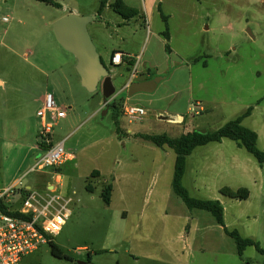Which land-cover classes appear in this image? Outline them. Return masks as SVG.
I'll return each instance as SVG.
<instances>
[{
    "label": "rangeland",
    "instance_id": "374dc122",
    "mask_svg": "<svg viewBox=\"0 0 264 264\" xmlns=\"http://www.w3.org/2000/svg\"><path fill=\"white\" fill-rule=\"evenodd\" d=\"M54 1L60 8L37 0H0V80L7 88H0V101H29L23 118L33 121V101L45 92L36 87L38 68L46 67L42 62L49 67L60 63L58 75L67 74L58 94L67 116L54 128L53 145L63 139L76 156L63 174L60 166L50 169L62 174L61 193L75 200L71 217L54 238L71 261L54 256L45 245L23 264H264L254 247L240 255L210 213L186 207L171 187L175 152L138 136L178 138L192 126L215 133L252 108L243 125L257 133L264 151V0H122L146 13L147 21L130 22L119 32L113 25L119 16L109 6L113 0ZM72 12L97 16L88 25L94 44L100 37L110 43L124 40L136 52L138 73L148 68L153 78H162L155 92L126 101L128 92L120 93L118 83L135 68L117 67L113 84L119 94L112 100L118 105L117 120L115 110L104 104L102 88L96 93L84 88L76 59L56 40L53 24ZM161 14L168 17L171 55ZM103 62L111 72L107 57ZM20 81L30 89L17 91ZM196 101L213 112L195 115ZM125 102L148 108L147 116L131 123L122 113ZM159 113L166 120L176 115L184 120L160 122ZM186 173L183 184L192 197L219 201L227 229L264 249V164L228 140L193 152ZM36 175L21 180L33 183ZM109 185L113 192L107 204L102 194ZM225 187L245 188L249 198H227L221 194Z\"/></svg>",
    "mask_w": 264,
    "mask_h": 264
},
{
    "label": "built area",
    "instance_id": "2783aa9c",
    "mask_svg": "<svg viewBox=\"0 0 264 264\" xmlns=\"http://www.w3.org/2000/svg\"><path fill=\"white\" fill-rule=\"evenodd\" d=\"M124 58L129 56L116 52L112 56L111 64H124ZM137 76L138 71L135 68L131 72L130 81ZM129 86L130 82L126 87ZM66 110L57 105L53 94L46 95L43 107L38 110V116L41 121L40 135L48 149L36 160L28 174L47 172L69 160L64 144L53 145L51 136L58 121L66 118ZM122 113L133 123L142 121L148 112L139 105H125ZM170 120L179 123L182 121L173 117ZM55 175L53 182L48 183L44 190L31 187L27 189L23 187L21 180L16 186L0 191V203H4V209H0V264H23L27 256L42 246L49 245L62 232L72 215L71 207L75 200L61 193L62 181L58 173ZM22 190L26 191L25 195L20 194ZM17 197L20 199L15 201Z\"/></svg>",
    "mask_w": 264,
    "mask_h": 264
},
{
    "label": "crops",
    "instance_id": "0c3cea01",
    "mask_svg": "<svg viewBox=\"0 0 264 264\" xmlns=\"http://www.w3.org/2000/svg\"><path fill=\"white\" fill-rule=\"evenodd\" d=\"M116 1L117 0H113L109 4V6L112 10H113L112 4ZM125 5L128 8H130V6H131V4H129V3H126ZM133 9L137 11V14L130 16V18H126L123 15H120L113 10L115 12V14H117L119 16V18L115 21V24H113L115 32H119L121 30L122 26H124L125 24H129L130 22L138 23L139 20L147 21L146 13H144V12L140 13V11L136 8H133ZM162 15H164V14H161V16ZM94 16H96V15H94ZM99 16L101 17L100 14H99ZM164 16H166V15H164ZM112 23L113 22L110 21L109 25ZM115 25H116V27H115ZM109 27L110 26H107L108 29H109ZM169 35H170V32H169ZM163 38H164V42L167 43L164 36H163ZM170 40H171V35H170ZM170 40H169V42H170ZM94 45H96V49H97L98 53L100 54L102 60L104 59V57H107L109 65L112 68V71L110 72V73H112L111 74L112 80L115 79V77H116L115 69L117 67H120L122 65H126V67L128 68V71H129L130 69H134L136 64L138 65V62L136 61V57H137L136 52L132 48H130L128 45H126L124 43V40L121 42L113 40V42L110 43L105 38L100 37V38L95 39ZM116 52H121V53H123V55L125 54V55L129 56V58H127L128 60L126 62L124 61V64H121L119 66L112 65L111 59H112V56L114 55V53H116ZM172 53H174V51L170 47V53H168V54L171 55ZM131 60L134 63L133 67H129V64H128L129 61H131ZM42 65H44L46 67L38 68V72L40 75H39L38 79L36 80L37 81L36 87H38L39 90H43L45 92H44V94H42L40 96V98H39L40 101H33L34 102V110L33 111H34V115H35V118H33V121L27 120L25 117L23 118L25 110H26L25 105L29 101H0V191H5L7 189H10V188L16 186L21 181L22 178H24L25 176L27 177L29 175L28 174L29 171L34 166L36 160L40 156H42V154H44V152H45L43 147L40 146V143H42L43 140H42L41 135H40L41 121H40V118L38 116V110H40L43 107L46 95L47 94H53L54 96L58 97V101H56V102H57V105H59V107H61V105H62L61 103H63L62 101H60L58 93H60V88L63 86V83L61 81L62 80L64 81V77H66L67 73L66 74L63 73L62 77H60L58 75L59 71H61L60 63H58V65H56V66L52 64L51 67H49V65H47L45 62H42ZM47 69H48L49 73H47ZM68 75H70L72 77L71 63L70 62H69ZM61 78H62V80H61ZM152 79H154V78L151 76V70H148V68H147V70L145 71V74L141 75V73L140 74L138 73V76L135 77L132 81H130L131 80V74H130L127 77V79L124 82H122L123 84L120 81L118 84L120 85V91L125 88V92H127L128 91V88L126 87L127 83L130 82V85H131L134 82H144V81H149ZM27 80H28V78H27ZM13 81L16 82L14 79H13ZM14 82H12V83H14ZM20 82H21V85L19 88H17V91L22 92L23 89H26V90L30 89L29 87L28 88L25 87V85H26L25 81H20ZM4 85H6L5 82L0 80V88L2 90L7 89V88H5ZM8 88L10 90L13 89L12 87L10 88V86ZM45 93H46V95H45ZM133 98L126 97V99H127L126 101L132 100ZM125 105H134V104H130L128 102H125ZM142 107H144V106H142ZM144 108L147 110V112L149 111L148 108H146V107H144ZM194 108H195V110L199 109V111H196V112H198V114H195V115H204V114H207L208 112H210V113L213 112L212 110L209 111V109L207 108V104H205L204 101H196L194 104ZM196 112H194V113H196ZM245 112H243L241 115H243ZM161 115H163V113H159L156 115V119H158V121H160V122L167 121L170 124H174V123L179 124V122H173L169 119L166 120V118H162ZM124 117L127 119V117L125 115H124ZM173 118L175 120L177 118L184 120L183 117L180 115L173 116ZM249 118L244 119V121H246ZM170 119H171V117H170ZM244 121H243V123H244ZM191 128H192L191 131H189L187 133H191V132L197 130V128H194L193 126ZM127 133H132V130L130 129L129 131H127ZM187 133H185V134H187ZM52 140H53V137H52ZM226 141H228V139H225L221 143H216V144L222 146V145L226 144ZM258 142H259V137H258ZM60 143L64 144L65 152L69 157L68 158L69 160L60 166L61 171H62L61 173L63 174L65 172V167L68 164L75 162L74 160H76V156L72 152V150H70L71 147L67 145L65 140L59 139L58 142L55 143V145L60 144ZM208 145H206V146H208ZM206 146L198 147L197 149L194 150V152L196 150L203 148V147H206ZM230 146H231V144H230ZM235 146L237 148H239L236 143H235ZM192 154L188 157V160H187V168H186L187 173L189 170V160L192 157ZM77 167H78V164H75L74 165L75 170H77ZM197 167L192 166L193 169H196ZM96 171L101 174V172L97 169L94 170L93 172H96ZM93 172H91L90 175L85 177L84 179L86 180L87 178H89ZM55 174H56V172H51L50 170L47 172H44V173H37L36 177L33 180V183H29V182L23 183V187H25L27 189L30 187L34 188L33 184H35L37 189L44 190L45 186L48 183L49 184L52 183L53 175H55ZM62 174L59 173L60 178H62V176H61ZM49 188H51V187L49 186Z\"/></svg>",
    "mask_w": 264,
    "mask_h": 264
},
{
    "label": "trees",
    "instance_id": "16d2710c",
    "mask_svg": "<svg viewBox=\"0 0 264 264\" xmlns=\"http://www.w3.org/2000/svg\"><path fill=\"white\" fill-rule=\"evenodd\" d=\"M43 2L51 7L60 8V5L54 0H37ZM104 7V3L101 5V11ZM113 10L126 16H133L137 14V11L134 9L128 8L121 0H117L112 4ZM162 19L165 23V32L163 36L165 37L166 43V52L170 53L169 46V27H168V17L162 15ZM128 59L124 58L126 62ZM135 62V61H134ZM129 67H133V61H129ZM108 106L115 110V119L118 118V105L113 101ZM252 108H249L243 115L237 117L234 120H231L219 128L215 133H200L199 131H193L191 133L183 134L178 138H170L167 134L162 135H138L140 138L152 142L158 148H169L173 150L176 154L174 176L172 181V188L174 193L183 201L186 207L189 210H200L210 213L215 222L222 226L225 233L228 237L234 239L237 250L240 255H243L245 250L249 247H254L258 253L264 256V249L260 244L252 239L243 238L238 231L234 230L230 232L225 226V209L223 205L217 200H202L194 198L190 195L188 189L184 186L183 181L187 168L188 157L194 152L198 147L206 146L210 143H221L223 140L228 139L237 144L239 148H244L250 155H252L259 164H264V151L258 147V135L255 131L245 127L243 121L246 118H249L252 115ZM117 124V122H116ZM118 125V124H117ZM120 132V130H119ZM40 146L44 150H47V146L42 142ZM113 188L112 185L106 187L102 197L104 201L109 204L112 197ZM21 195H25L26 191H20ZM221 194L227 198L243 201L249 198V191L245 188H240L238 190H232L228 187H225L221 190ZM0 209H4V203H0ZM17 215V214H16ZM51 247V253L61 259L69 260L71 259L64 255L62 250L58 245L54 243V240H51L49 243Z\"/></svg>",
    "mask_w": 264,
    "mask_h": 264
},
{
    "label": "water",
    "instance_id": "95a60500",
    "mask_svg": "<svg viewBox=\"0 0 264 264\" xmlns=\"http://www.w3.org/2000/svg\"><path fill=\"white\" fill-rule=\"evenodd\" d=\"M96 19L97 16L82 17L72 12L57 20L53 24V31L60 46L76 59V69L84 88L90 93H96L101 87L104 104L108 106L119 92L89 34L88 25ZM161 81L162 78L157 77L149 81L134 82L128 87L127 97L133 98L140 93L151 94ZM122 92H125V88L120 91Z\"/></svg>",
    "mask_w": 264,
    "mask_h": 264
},
{
    "label": "bare ground",
    "instance_id": "6f19581e",
    "mask_svg": "<svg viewBox=\"0 0 264 264\" xmlns=\"http://www.w3.org/2000/svg\"><path fill=\"white\" fill-rule=\"evenodd\" d=\"M176 120H177V121H181V119H180V118H177Z\"/></svg>",
    "mask_w": 264,
    "mask_h": 264
}]
</instances>
